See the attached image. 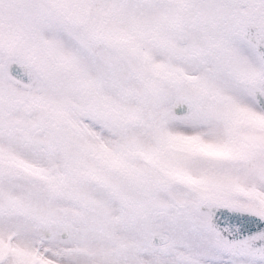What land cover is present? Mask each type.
<instances>
[{
  "label": "snow or ice",
  "instance_id": "6c2138e0",
  "mask_svg": "<svg viewBox=\"0 0 264 264\" xmlns=\"http://www.w3.org/2000/svg\"><path fill=\"white\" fill-rule=\"evenodd\" d=\"M0 264H264V0H0Z\"/></svg>",
  "mask_w": 264,
  "mask_h": 264
}]
</instances>
